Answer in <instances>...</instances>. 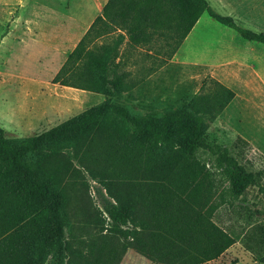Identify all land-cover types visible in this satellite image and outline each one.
<instances>
[{
  "label": "trees",
  "instance_id": "obj_1",
  "mask_svg": "<svg viewBox=\"0 0 264 264\" xmlns=\"http://www.w3.org/2000/svg\"><path fill=\"white\" fill-rule=\"evenodd\" d=\"M204 12L264 44V31L239 25L207 0H108L51 78L104 100L35 135L9 137L0 128V264H45L49 257L55 264H119L128 248L153 264H207L234 244L213 214L260 179L201 132L234 91L204 78L182 107L156 118L112 103L169 62ZM118 29L125 34L96 41ZM125 35L131 47H145L150 65L127 68L120 57ZM190 152L204 170L188 159ZM81 171L114 200L105 204L109 233L90 242L80 232L98 219L74 225L70 213L69 186Z\"/></svg>",
  "mask_w": 264,
  "mask_h": 264
},
{
  "label": "rangeland",
  "instance_id": "obj_2",
  "mask_svg": "<svg viewBox=\"0 0 264 264\" xmlns=\"http://www.w3.org/2000/svg\"><path fill=\"white\" fill-rule=\"evenodd\" d=\"M207 1L239 25L264 31V0ZM71 2L0 0V128L9 137L38 134L102 99L51 83L54 69L70 50L65 43ZM46 3L56 6L45 8L42 4ZM160 76L162 94L176 95L173 106L160 108V114L183 105L204 78L217 79L234 91L222 114L207 121L201 132L208 142L230 148L260 180L259 185L248 186L233 204L216 210L215 221L235 242L207 264H264V44L242 38L204 12ZM188 159L202 170L207 167L194 152ZM78 176V183L69 186L73 193L71 220L75 225L98 219L80 232L90 242L95 235L109 233L105 204L113 199L83 171ZM129 258L125 264L134 263ZM45 264H55V259L49 257Z\"/></svg>",
  "mask_w": 264,
  "mask_h": 264
},
{
  "label": "crops",
  "instance_id": "obj_3",
  "mask_svg": "<svg viewBox=\"0 0 264 264\" xmlns=\"http://www.w3.org/2000/svg\"><path fill=\"white\" fill-rule=\"evenodd\" d=\"M73 1L74 2H71L69 5L71 7L72 12L68 13L67 21H68L70 28H69V31L67 32L68 33L67 39H66L67 43H65V45L70 46L69 52L75 47V45L80 40V38L83 36V34L90 28L94 19L102 13L103 7L107 3L108 0H73ZM73 3H75L74 10L72 8ZM42 6L46 8L50 6H56V4L54 5L53 3L52 4L46 3V4H42ZM96 30H97V27H96ZM119 32L125 34L124 31L118 29L117 31H110V32L105 33L99 38H96V41L99 42L100 39H102L101 37L109 38L113 35H116V33H119ZM189 34L186 36L184 41L188 38ZM127 40H128V36L125 35V39L123 40V43L120 46V57H122V59L126 61L127 68L135 70V68H138L142 64L150 65L149 59L146 58V60H143L144 54L141 53L142 51L146 53V49L140 46L131 47L127 43L128 42ZM147 52L150 53L152 51L149 50ZM172 58L169 60V62H171ZM63 62L64 61L60 63V66L63 64ZM169 62H167L166 64H164L163 66H161L160 68L156 69L154 72L149 74L147 77H145L143 81L136 84L130 91L121 93L113 97L112 103L118 106L125 107L130 113L138 117L146 116V117L156 118V117H161V116L171 113L174 109L164 114L159 113L160 110H163L160 108H164L166 110L170 109L173 106L174 101H175L174 99L176 97V95L162 94L163 90L161 91L162 87H160L161 80H162L160 75L162 71H164L165 68L168 66ZM60 66L54 69L53 76L58 71ZM159 80L160 82H158ZM63 87H68V86H63ZM70 88L76 89L79 91L81 90V89L73 88V87H70ZM82 91H86V90H82ZM86 92L100 95L102 97L100 102L104 100V96L100 93H95V92H90V91H86ZM189 99H187V101ZM183 105H180L176 108H180ZM5 133H8V132L5 131ZM30 135H35V134H29L28 136ZM16 137H21V136H16ZM214 214H213L212 220L217 224V222L214 219ZM128 257H130L129 259H131L134 262L133 264H153L149 259L139 254L132 248H128L125 251L119 264H125L126 260L127 262H129L127 259Z\"/></svg>",
  "mask_w": 264,
  "mask_h": 264
}]
</instances>
